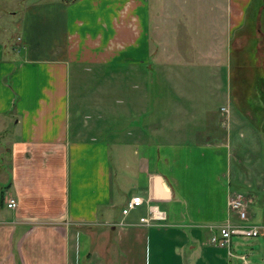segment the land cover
<instances>
[{
    "label": "crops",
    "instance_id": "1",
    "mask_svg": "<svg viewBox=\"0 0 264 264\" xmlns=\"http://www.w3.org/2000/svg\"><path fill=\"white\" fill-rule=\"evenodd\" d=\"M148 1L34 3L17 21L22 29L18 42L0 39V170L6 175L0 187V264H233V257L241 261L226 247L210 242V224L240 221L228 205L232 185L223 180L232 161L231 145L223 139L188 147L179 141L151 140L153 119L161 122L164 115H146L154 69L149 61ZM248 2L231 6L232 15L240 19L236 28L245 26ZM263 10L264 1L259 19ZM258 53L264 56V47ZM82 72L95 73L96 81L111 74L131 83L127 112L117 108L105 116L102 105L99 115L112 119L115 127L124 123L128 131L121 143L140 144L139 190L128 193L124 178L115 190L111 145L94 133L86 134V122L78 121L72 131L71 77L74 73L81 87ZM139 88L146 91L143 108H137L142 103L136 96ZM175 96L172 106L181 103L177 91ZM78 101L81 107L88 105L82 97ZM99 125L100 120L90 124ZM206 149L222 156L211 172L196 159ZM200 177L208 186L193 193L191 200L183 198L184 185ZM134 194L144 197L146 213H123ZM11 196L17 199L16 207L7 205ZM204 197L209 199L202 203ZM149 202L167 213L159 224L140 220ZM235 250L241 252L236 244Z\"/></svg>",
    "mask_w": 264,
    "mask_h": 264
},
{
    "label": "rangeland",
    "instance_id": "2",
    "mask_svg": "<svg viewBox=\"0 0 264 264\" xmlns=\"http://www.w3.org/2000/svg\"><path fill=\"white\" fill-rule=\"evenodd\" d=\"M263 1L248 2L243 19L245 26L241 29L236 28L240 19H235L231 10L239 0H149L147 3L148 30L152 33L149 61L154 69L147 86L146 115L149 119L164 115L158 124L153 119L151 140L179 141L185 147L206 145L201 141L227 140L233 156L223 180H227L234 191L245 194L249 222L255 224H264V56L258 53V49L264 47V10L260 19L257 16ZM49 2L62 0H1L0 39L3 43L18 42L22 29L17 21L27 6ZM69 4L72 3H66ZM11 11L17 13L11 14ZM70 12L75 16L74 9ZM73 22L71 19L70 25ZM245 32L249 34H243ZM95 77V73L82 72L81 87L74 73L71 77L72 131L78 121L86 122V134L94 133L111 145L115 190L123 178L128 193L139 190L143 178L142 174L137 175L143 156L140 144L121 143L122 135L128 131L126 126L122 127L124 123L115 127L112 119L99 115L102 105V115L110 116L117 108L126 113V101L133 91L131 83H122L117 75L116 78L111 74L104 76L103 81H96ZM143 90H137V99L142 101L137 108L144 106L146 91ZM176 91L181 95L178 99L182 104L172 106L170 101L176 97ZM80 97L88 104L85 108L78 104ZM117 98L123 101L112 104ZM99 120L100 127L90 126ZM220 158L221 155L208 150L196 159L211 172L214 165L221 163ZM184 161H189L187 155ZM5 176L4 170H0V187L4 185ZM201 177L184 185L180 195L191 200L193 193L208 186ZM136 180L141 186L135 184ZM1 197L0 192V206ZM208 199L204 197L201 202ZM132 212L146 213L147 208L144 204ZM234 242L238 251L249 253L252 264H264L263 233L247 238L234 236ZM233 262L241 264L236 257Z\"/></svg>",
    "mask_w": 264,
    "mask_h": 264
},
{
    "label": "built area",
    "instance_id": "3",
    "mask_svg": "<svg viewBox=\"0 0 264 264\" xmlns=\"http://www.w3.org/2000/svg\"><path fill=\"white\" fill-rule=\"evenodd\" d=\"M228 110L226 106L222 107ZM145 202L142 195H132L122 208L124 214H128L131 210L137 208ZM7 205L9 207L17 206V199L15 197H8ZM228 205L231 212H234L240 219V221H232L228 219L221 223H213L209 225L212 233L210 236V242L227 248V252L230 256H238L241 259L242 264H252L249 253L236 252L234 242V236H241L244 238L257 236L264 231V224H255L249 222L248 214V201L245 194L242 192L234 191L228 197ZM148 214L141 216L140 220L146 224H159L160 221L167 218V213L164 209H161L158 204L148 203Z\"/></svg>",
    "mask_w": 264,
    "mask_h": 264
},
{
    "label": "trees",
    "instance_id": "4",
    "mask_svg": "<svg viewBox=\"0 0 264 264\" xmlns=\"http://www.w3.org/2000/svg\"><path fill=\"white\" fill-rule=\"evenodd\" d=\"M262 82V81H261ZM162 90H163V88H162ZM262 107H264V104L262 105ZM263 122H264V120H263ZM263 233H264V231H263Z\"/></svg>",
    "mask_w": 264,
    "mask_h": 264
}]
</instances>
